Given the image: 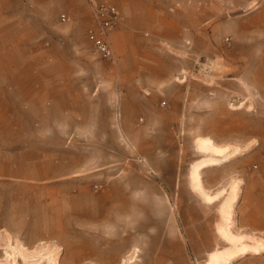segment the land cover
<instances>
[{
	"label": "rangeland",
	"instance_id": "1",
	"mask_svg": "<svg viewBox=\"0 0 264 264\" xmlns=\"http://www.w3.org/2000/svg\"><path fill=\"white\" fill-rule=\"evenodd\" d=\"M208 29L214 36L213 28ZM86 33L79 28L69 39L52 33L49 39L35 46L1 45L4 103L0 116L18 118L15 127L24 137L35 134L36 178L42 176L39 161L44 156L51 171L58 174L66 170L68 176L79 174L67 180L88 186L90 190L97 186L101 189L123 186L133 196L138 187L144 186L149 194L161 192L167 199L115 203L108 235L84 226L68 230L67 235L62 236L65 240L62 243L60 236L51 237L41 227L46 215L40 196L45 190L44 184L34 183V227H30L28 221L31 220L26 219V204L8 203L6 207L14 212H7L8 222L19 236L12 237L4 231L6 237L0 238V248L6 251L5 255L0 253V258L5 257V261L0 264H231L236 258L233 264H264V254L253 255L260 254L264 246H235L232 250L211 254L194 251L209 248L211 241L217 239L212 238L209 229H193L202 221L196 223L186 219L188 212L208 220L214 214L197 201L189 203L192 198L187 190L189 170L203 157L196 146L197 138L210 131L216 135L221 132L226 136L223 143L233 144L238 133L245 131L252 121L258 122L261 131L264 128V85L260 83L257 89L245 75L233 80L229 75L231 70L244 67L240 62H232L229 56L210 66L206 65V58H198L195 69L199 75L195 80L202 85L200 74L204 70L211 72L204 81L210 83L212 91L218 89L220 72H225L223 77L226 78L222 79L227 86L211 97L216 108L211 114L195 110L198 117L210 114L214 123L209 124L208 118L192 119V110L187 109L185 101L181 106L170 102L161 107L158 105L163 100L160 93H151V97L158 96L152 104L128 99L124 108V97H135L134 93L125 94L124 91L133 85L139 89V79L134 80L129 72L121 70L118 54L116 61L101 59ZM184 38L187 40V36ZM146 39L136 44L141 52H153L158 63L161 55L167 52L189 67L193 66L187 48L177 50L161 41L153 44ZM223 49L230 51V37L224 40ZM181 81L180 74L173 78L174 83L181 84ZM201 85L197 87L202 89ZM14 86L19 88L18 92L7 89ZM251 102L254 105L258 102V107L252 108ZM218 106L224 109L221 110L224 112L221 118L225 121L222 124L217 123ZM177 114L179 121H173ZM202 142L211 145L204 147ZM198 145L210 157L193 167L191 182L210 203L219 197H212L205 191L202 171L227 162L241 150L237 148L231 152L230 147L218 146L209 138H199ZM236 194V187L232 186L221 207L225 225H219L218 230L225 235ZM228 238L236 240L230 234ZM76 244L91 249L92 256L82 258L76 254L73 251ZM221 247L225 246L221 243Z\"/></svg>",
	"mask_w": 264,
	"mask_h": 264
},
{
	"label": "crops",
	"instance_id": "2",
	"mask_svg": "<svg viewBox=\"0 0 264 264\" xmlns=\"http://www.w3.org/2000/svg\"><path fill=\"white\" fill-rule=\"evenodd\" d=\"M96 2L117 8L121 23L112 32L111 40L116 56L119 55L121 70L129 72L134 80L139 79V89L134 88L135 85H133L130 90L124 91L125 94H135L133 98L132 96L124 97V108L128 99L152 104L158 96L151 97V93H160L163 100L158 102V105L161 107H166L170 102L181 106L185 101L187 109L192 110V119L208 118L209 124L214 123L210 114L211 110L216 108V104L211 97L215 94L214 92L220 94L221 89L227 86L222 79L226 78L223 77L225 72H220L222 77H219L218 89L212 91L210 83L204 81V78L211 76V72L204 70L202 75L200 74L203 77L202 85L200 81L195 80V76L199 75L195 69L198 58H206L205 61L208 62L206 65L210 66L211 63H219L221 59L229 56L232 62H240L245 68V70L244 68L232 69L229 75L233 80L245 75L250 77L252 86L257 89L260 83L264 85V0H96ZM62 16H66L68 21L63 23L60 20ZM93 24L88 0H0V46L3 44L35 46L49 39L52 33L57 37L69 39L77 33L79 28L88 34ZM209 27L213 28L214 36L210 35ZM228 37H230L231 49L226 52L223 47L224 40ZM144 38L145 41L149 38L153 44L161 41L177 50L187 48L189 55L191 54L190 60L193 66L189 67V64L174 58L167 52L161 55V64L158 63V58L153 52H141L140 46L136 44V41H143ZM178 74L182 77L181 84L173 82V78ZM1 78L0 65V109L3 108L4 103V86ZM200 85L202 89L197 87ZM7 89L12 92L19 91L16 86ZM257 104L258 102L256 105L251 102V107H258ZM218 109V122L217 120L215 122L225 123L221 118L224 113L221 110L224 109L220 106ZM195 110L210 114L198 117L195 115ZM179 117V114L175 115L173 121H179ZM163 121L161 120V123H164ZM17 124L18 118L0 116L1 239L6 237L4 231L12 237L19 236L8 222L7 212H12L6 207L9 202L11 205H18L20 202L26 204V219H30L29 225L34 227L32 220L35 214L34 183L44 184L45 190L44 195L40 196V200H44L43 210L46 215L41 227L51 237L60 236L59 241L62 243L65 241L62 236L65 237L68 230L75 231L76 228L84 226L94 232L108 235L111 231L110 221L114 219L112 214L115 203L120 204L124 200L129 204L130 200L167 199L161 192L149 194L144 186L138 187V191H135L133 196L130 190L123 186V188L110 186L102 189L97 186L95 190H90L88 186H81L80 183L67 180L79 174L68 176L66 170L58 171V174L51 171L49 161L44 156L40 157L39 161L42 176L36 178L33 143L35 134L32 133L30 137L27 134L24 137L18 127H15ZM206 134L199 138H209L218 146L230 147L231 152L237 148L241 151L229 158L227 162L207 167L202 171L205 191L212 197H219L218 200L209 203L194 189L191 182L193 167L210 157V154L199 148V138L196 140L198 152L203 157L193 163L189 170L187 190L192 198L188 199L189 203L193 200L209 207L214 214L208 220L205 216H196L188 212L186 219L196 223L202 221L200 225L195 224L193 229H209L212 238L217 240H212L209 248H196L194 251H206L211 254L216 251L232 250L235 246L263 247L264 128L260 131L258 122L252 121L245 131L238 133L235 143L229 145L223 143L226 136L221 132L217 135L211 131ZM18 141H24V143L20 144ZM212 174L215 175L212 176L214 178L210 177ZM232 186L236 187L237 196L233 202L227 235H232L236 240H231L218 230L219 225H225L221 207L227 200ZM188 209H190L189 206ZM221 243L225 247L222 248ZM5 251L0 248L1 254L5 255ZM73 251L82 258L93 254V251L83 244H76ZM261 254H264V248H261L260 254L253 255ZM4 261L5 257H1L0 263ZM79 261L83 262L82 259Z\"/></svg>",
	"mask_w": 264,
	"mask_h": 264
},
{
	"label": "built area",
	"instance_id": "3",
	"mask_svg": "<svg viewBox=\"0 0 264 264\" xmlns=\"http://www.w3.org/2000/svg\"><path fill=\"white\" fill-rule=\"evenodd\" d=\"M88 3L94 24L89 29L87 38L101 59L116 61L111 34L121 23L120 14L115 6L100 4L96 0H88ZM61 21L67 22V17L62 16Z\"/></svg>",
	"mask_w": 264,
	"mask_h": 264
},
{
	"label": "bare ground",
	"instance_id": "4",
	"mask_svg": "<svg viewBox=\"0 0 264 264\" xmlns=\"http://www.w3.org/2000/svg\"><path fill=\"white\" fill-rule=\"evenodd\" d=\"M201 144H202V146H204V147H206V146H208V145H211V143H209V142H205V143L202 142Z\"/></svg>",
	"mask_w": 264,
	"mask_h": 264
}]
</instances>
